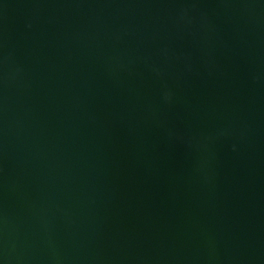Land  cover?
<instances>
[{
  "label": "water",
  "instance_id": "water-1",
  "mask_svg": "<svg viewBox=\"0 0 264 264\" xmlns=\"http://www.w3.org/2000/svg\"><path fill=\"white\" fill-rule=\"evenodd\" d=\"M0 264H264V0H0Z\"/></svg>",
  "mask_w": 264,
  "mask_h": 264
}]
</instances>
